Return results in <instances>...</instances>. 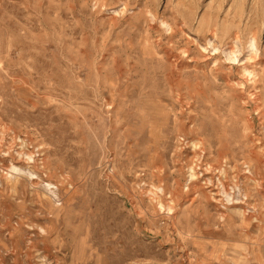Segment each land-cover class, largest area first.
<instances>
[{
    "label": "rangeland",
    "instance_id": "1",
    "mask_svg": "<svg viewBox=\"0 0 264 264\" xmlns=\"http://www.w3.org/2000/svg\"><path fill=\"white\" fill-rule=\"evenodd\" d=\"M0 264H264V0H0Z\"/></svg>",
    "mask_w": 264,
    "mask_h": 264
}]
</instances>
